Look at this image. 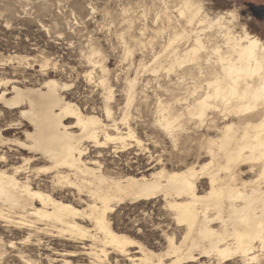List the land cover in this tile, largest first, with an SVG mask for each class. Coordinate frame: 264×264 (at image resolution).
Instances as JSON below:
<instances>
[{"label":"bare ground","instance_id":"obj_1","mask_svg":"<svg viewBox=\"0 0 264 264\" xmlns=\"http://www.w3.org/2000/svg\"><path fill=\"white\" fill-rule=\"evenodd\" d=\"M156 1L144 8L143 16L155 11V24L161 22L156 34L167 33V40L163 39L152 62L141 61L138 69L156 77L166 73L165 79L169 77L167 81L176 92L177 87L182 90L185 86L186 96L173 97L177 104L183 102L181 107L157 99L154 122L174 140L187 134V124L192 121L207 129L216 127L218 135L205 136L201 142L209 159L199 167H161L150 175L135 176L112 172L100 160L86 156L91 144L97 149L113 144L114 152L130 147L129 141L143 145L129 123L132 114L128 109L139 79H126V109L118 122L99 47L92 48L86 57L92 69L85 77L92 82L96 67H100L102 75L96 82L103 88V112L111 124L66 98L63 91L72 84L48 78L42 86H20L15 83L18 81L0 79V103L19 109V116L33 128L27 123L16 124L25 130V138L0 131V145L30 154L22 155V163L10 168L7 151L0 154V264H4L2 257L8 249L17 247L14 240L3 237L14 230L27 233L26 243L34 236L40 240L41 234L89 241L92 264L107 261L108 248L127 255L131 264H183L196 261L198 255H214L221 262L234 256L253 261L261 256L257 252L264 251V39L237 21L236 9L211 12L205 0ZM155 3L161 7L157 9ZM135 43L146 45L141 39ZM134 52L125 44L126 58ZM218 119L224 122L220 128ZM39 159L47 164L34 165ZM243 167L257 172L256 178L244 180ZM203 179H207L208 188L200 193L198 182ZM159 196L176 222L185 226L180 241L166 236L169 244L164 252L116 231L110 216L120 204ZM130 247L136 248V254L129 253ZM27 263L36 264L31 260Z\"/></svg>","mask_w":264,"mask_h":264},{"label":"rangeland","instance_id":"obj_2","mask_svg":"<svg viewBox=\"0 0 264 264\" xmlns=\"http://www.w3.org/2000/svg\"><path fill=\"white\" fill-rule=\"evenodd\" d=\"M154 1L156 0H0V79H10L13 83L18 81L15 83L20 86H42L48 78L72 84L67 91H63L66 98L77 103L85 112L101 115L106 123L111 124L113 122L108 120L103 112V88L96 82L102 72L100 67H96L93 81L89 82L85 74L91 71L92 67L86 57L90 55L92 48L99 47L100 57L108 69L106 77L108 76L113 98L115 97L114 100L112 98L111 104L118 122L126 109V79L138 77L136 97L132 107L128 108L129 112L131 111L130 115L132 114L129 123L143 141V145L138 147L135 141H129L130 147L114 152L113 144H109L111 147L108 145L104 149L94 148L91 144L86 155L89 159L100 160L103 166L115 173L141 176L150 175L161 167L167 170H179L186 165L199 167L209 159L205 150L201 148L202 138L218 135L216 127L207 129L206 125L200 127L198 123L192 121L193 123L187 124L188 130L190 128L189 131L186 130L187 134L184 136L182 134L178 137L180 139L174 140L154 122L158 107L157 99L181 107L183 102L177 104L175 98L185 94V86L181 87L182 90L177 87V92L173 89L168 82L169 77L165 79L166 73L160 74L157 78L150 71L138 69L141 61L152 62L154 55L160 51L168 36L167 33L156 34L161 22L155 24V11H151L149 16H146L147 20L143 16L144 8L151 7ZM205 2L211 12L236 9L237 12L239 11L237 21L244 24L250 32L264 39V0H205ZM155 4L157 9L161 7L160 3ZM131 21L133 26L130 28ZM122 35L124 40L121 38ZM137 39H141L146 45L140 46L138 43L136 45ZM125 44L135 51L128 58L125 57ZM170 78L176 81L174 75ZM164 79L168 80V83ZM143 87L146 89L143 90ZM145 94H148L147 97ZM169 98L171 99L167 100ZM19 115V109H11L0 103V131L9 137L25 138V130L16 124L27 121ZM217 122L219 128L224 124L221 119ZM120 124L124 128V125ZM28 127L33 129L29 124ZM3 151L8 153L10 164L8 168L13 164H21L22 155H30L27 151H12L7 146L0 145V154L4 153ZM97 151H101L100 157ZM45 164L47 161L43 159L34 163L38 166ZM1 165L3 167L4 163ZM150 167L153 168L149 170ZM242 169H244V180L256 178L257 172H250L247 167ZM198 185L200 193H203V190L208 188L207 179L199 181ZM65 195L77 201V197L71 192L65 191ZM172 214L162 196H159L152 200L120 204L110 216L116 231L129 235L157 252H164L168 248V237L172 235L177 242L180 241L185 228L184 225L176 222ZM3 237L6 241L14 240L17 246L9 248L4 254L5 256L2 257L4 264H25L24 261L29 264L27 263L29 260L36 264H63L64 261H69V264H92L94 260L88 251L90 242L86 240H71L68 237L59 238L41 234L40 240L34 236L32 242L26 243L27 233L18 230L5 233ZM20 250H23V253ZM135 250V247H130L129 253L136 254ZM16 253H21L22 259ZM108 253L105 264H131L127 255L113 252L110 248ZM263 253L264 251L257 252L256 254L261 256L253 261L234 256L224 262L218 261L214 255L210 256L211 258L198 255L196 261L183 264H264Z\"/></svg>","mask_w":264,"mask_h":264}]
</instances>
